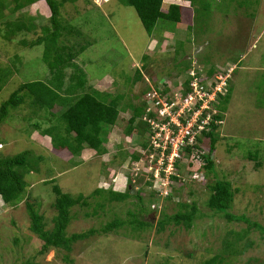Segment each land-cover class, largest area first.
<instances>
[{
	"label": "rangeland",
	"instance_id": "374dc122",
	"mask_svg": "<svg viewBox=\"0 0 264 264\" xmlns=\"http://www.w3.org/2000/svg\"><path fill=\"white\" fill-rule=\"evenodd\" d=\"M177 3L193 7L195 26L189 29L191 23L161 21L151 36L135 9L117 0H78L74 5L67 4L62 9L64 18L81 29L90 44L75 63L88 75V86L124 97L120 109L128 108L127 104L141 105L144 92L155 83L162 86L177 80L178 66L182 67L184 60L186 66L193 64L198 73L199 69L207 74L215 68L218 74L231 75L232 94L222 117L224 124L213 157L215 173L239 191L232 213L245 215L264 226V0H179ZM34 9L35 24L41 28L47 20L39 6ZM13 10L12 0H8L0 30L4 29L6 20L14 22L20 18V13L13 14ZM193 10H188L190 17ZM40 35L38 30L37 34L21 33L6 41L0 32V67L14 70L13 78L0 94V108L20 85L42 81L50 75L42 58L43 47L31 49L20 44ZM232 67L235 73H231ZM74 72L68 70L69 75ZM138 75L141 80L134 82ZM53 112L59 114L60 108ZM39 115L40 118L28 102L13 111L10 121L0 126V154L13 157L31 150L35 157H43L39 173L25 179L31 186L28 201L35 206L40 204L36 208L44 216L47 231L53 230V219L58 214L53 186H59L63 193L76 199L88 198L101 189L125 193L131 187L129 180L135 194L140 191L144 199L146 211L141 218L154 226L138 230L126 224L115 232L103 233L101 230L114 220H130L128 213H138L140 203L134 198L111 202L95 195L89 200V207L77 206L70 211L75 220L67 229V237L83 235L84 238L70 249L67 244L42 254L43 241L30 231L26 203L12 208L0 201V264H202L217 254H225L223 243L232 240L231 231L239 233L248 229L246 224L227 223L207 208L208 185L215 178L197 174L198 163L188 166L193 160L181 161L178 172L172 170L180 177V184L171 186L164 173L155 178L160 159L149 148L151 136L138 128L141 134L135 131L132 137L125 135L131 109L122 110L117 125L109 131L107 153L99 157L94 152L88 159L72 157L66 149L55 150L50 137L34 132L32 124L38 121L43 124L46 117L44 112ZM49 118L53 122L45 123L44 128L57 123ZM138 125L139 122L135 129ZM250 154L253 159L249 158ZM134 155L138 161L133 159ZM147 182L152 185H146ZM171 193L172 199L167 201L165 197ZM194 202L201 218L192 229L173 224L163 233L156 232L162 214L174 215L181 210L180 205ZM98 204L104 207L98 209ZM94 212L98 214L95 216ZM92 230L97 232L90 235ZM248 241L253 245L234 257L232 264L264 262L261 232L251 229L239 244V250Z\"/></svg>",
	"mask_w": 264,
	"mask_h": 264
},
{
	"label": "trees",
	"instance_id": "16d2710c",
	"mask_svg": "<svg viewBox=\"0 0 264 264\" xmlns=\"http://www.w3.org/2000/svg\"><path fill=\"white\" fill-rule=\"evenodd\" d=\"M8 0H0V22L5 19L4 12L6 11V3ZM78 0H12L14 6L13 14L20 13V18L16 21H8L4 23V29L0 30L1 37L6 41L21 33H38L41 35L32 41H21V45L28 48L43 47V61L48 67L49 74L45 80L27 82L19 86V88L4 102L0 108V126L10 121L13 111L20 109L27 102L31 110L39 116V113L44 112L46 117L41 122L32 124L34 132H38L43 137H50L55 150L66 149L72 157H80L86 150L91 152V155L96 153L97 156L103 157L107 150L105 144L109 131L118 123L121 111L131 109L132 115L125 130V135L132 137L135 131L141 134L143 132H151V127L148 122L143 121L148 107L147 98L144 92V101L139 106L127 104L128 108L120 109V102L124 99L123 96H111L98 89H93L88 86V75L79 69L75 63V59L79 54L85 52L89 48V43L86 42L84 33L81 29L70 23L63 16L62 9L67 4H75ZM120 4L134 8L145 31L151 36L159 25V22H169L176 24H187L188 28L195 26L196 12L193 7L171 4L167 9H164V0H117ZM193 1V0H192ZM39 6L43 16L47 20V24L38 28L35 24L36 17L34 7ZM189 8L193 10V16L190 17ZM30 10V11H29ZM31 12V13H30ZM191 19V20H189ZM189 20V21H188ZM5 22V21H4ZM86 42V43H85ZM178 53V51H177ZM189 59V58H188ZM194 60V58L189 59ZM186 60L181 61L182 67L178 66L180 75L190 71L193 64L186 66ZM194 63V62H193ZM208 64V63H207ZM15 68V66H14ZM13 67H0V94L14 76ZM74 69V73L68 74V70ZM212 68L208 71L207 78H213L218 72ZM18 71V70H17ZM235 73V72H234ZM141 75H138L134 82H139ZM204 80V79H203ZM206 82V80L204 81ZM230 82V81H229ZM189 81L183 83L184 94L191 92ZM229 96L223 100L221 111L225 113L226 106L229 103L232 94V85L229 86ZM157 92L164 95L159 88ZM137 98V97H136ZM59 107L60 113L54 114L53 110ZM52 117L57 123L44 128L45 123H52ZM155 118V115L150 116ZM25 120L27 118H24ZM222 119V118H221ZM139 122L135 129L136 123ZM165 123V122H160ZM138 128V129H137ZM221 126H212L211 132L203 131L197 135L195 142L187 146L183 153L184 158L193 162H189L188 166L197 167V174L200 173L205 178V174L212 175L215 180L208 185L210 196L206 202L207 208L215 215L221 217L227 223L246 224L248 229L243 232L231 231L229 234L231 241H224V253L217 254L202 264H232L234 257L240 256L253 244L248 241L244 247L239 250V244L248 237L250 230L255 229L261 232L264 237V226L251 221L245 215H236L232 213L235 196L239 192L234 189L233 184L226 180L220 179L215 173V156L217 145L219 143ZM1 145V141H0ZM151 144H149L150 146ZM151 151L155 150L150 146ZM95 152V153H94ZM88 156L87 159L90 157ZM250 154L249 158L253 159ZM133 159L138 161L139 158L134 155ZM43 161V157L37 158L34 153L26 151L16 156H3L0 154V201L9 207L15 208L22 203H26L27 213L30 218V231L43 241L42 254L47 253L51 248H57L62 245H71L82 240L83 235H74L68 238L66 233L70 224L75 220L71 215V210L74 207L82 206L89 207V200L95 195L105 197V200L111 202H123L129 198H134L140 203L138 213L129 212L130 220H114L107 224L101 231L103 233H111L124 227L126 224L133 229L144 230L153 228V223L141 218L144 213V199L142 193L137 191L132 194V180H129L130 186L125 193H118L113 190H96L90 197L73 198L70 194H65L59 186H53V192L57 196L55 208L57 216L54 217V228L51 232L46 230L44 216L40 214V204L37 206L30 204L28 201V188L30 183H27L26 176L39 173V163ZM157 162V160L155 161ZM180 161L174 164L175 170L179 169ZM79 166V165H78ZM191 172L194 173L192 170ZM192 175V174H191ZM114 175L112 174V178ZM170 185L180 184L181 179L177 173L172 174L169 179ZM53 183V182H52ZM146 185H152L147 182ZM167 201L172 199V193L167 195ZM103 204H98V209L103 208ZM179 210L174 215L162 214L157 222V233H163L170 225L177 227L184 226L187 230L192 229L196 220L201 218L198 216L199 209L196 202L180 205ZM97 210V209H96ZM95 216L97 212L93 213ZM97 231L92 230L90 235ZM64 249V248H63ZM67 260V258H66ZM33 264V263H27ZM264 264V262L262 263Z\"/></svg>",
	"mask_w": 264,
	"mask_h": 264
},
{
	"label": "built area",
	"instance_id": "2783aa9c",
	"mask_svg": "<svg viewBox=\"0 0 264 264\" xmlns=\"http://www.w3.org/2000/svg\"><path fill=\"white\" fill-rule=\"evenodd\" d=\"M189 77L191 92L187 95L184 94L183 83H180L174 97L163 96L155 90L147 96L148 107L143 120L151 127L148 133L150 146L160 159L154 175L156 179L164 173L169 181L174 164L185 160L184 149L210 125L212 105L228 93L230 75H218L215 80L204 82L205 77L193 70ZM152 115H155L154 119L150 117Z\"/></svg>",
	"mask_w": 264,
	"mask_h": 264
},
{
	"label": "clouds",
	"instance_id": "9594fccd",
	"mask_svg": "<svg viewBox=\"0 0 264 264\" xmlns=\"http://www.w3.org/2000/svg\"><path fill=\"white\" fill-rule=\"evenodd\" d=\"M164 2L165 3H167V0H164ZM190 59H192V58H190ZM227 68V67H226ZM228 69V68H227ZM193 70H195L196 71V69H194L193 68V66H192V68H191V70L190 71H188V72H186L187 73V75H180L179 76V78L177 79V80H175L173 83H171L170 84V82H169V85H164V84H162V86H161V84L159 85V84H157V83H155L154 84V87L151 89V88H149V86H148V91L150 92V93H153V91L155 90V91H157V88H159V90L164 94L163 96H171V97H174V95H175V93L178 91V89H179V84L180 83H184L185 81H189V83H190V81H191V79H190V77H189V75H190V73H191V71H193ZM218 72V71H217ZM226 72H227V70H226ZM233 72H235V67H232V69H231V73H233ZM196 73H197V75H200V76H204L205 77V80H206V82L207 81H213V80H215L216 79V77H218V75H224V74H216L212 79L211 78H207V75H208V73L206 74V72L204 73V70H202V69H199V73H198V71H196ZM226 74V73H225ZM230 79H231V75H230V78H229V80H228V84H230ZM165 81H167V80H165ZM159 93V92H158ZM229 93H230V91H229V86H228V93H227V95L225 96V97H222L221 99H219L218 100V103L216 104V103H214L213 105H212V109L210 110V113L212 114V121H211V123H210V125L208 126V128L207 129H205L204 131L205 132H211V130H212V126L214 127V126H222L223 124H224V121H223V119H221L223 116H225L224 114L225 113H223L222 111H221V105L223 104V100L224 99H226L228 96H229ZM148 94L149 93H147L146 95H145V97L147 98V96H148ZM214 111H216V114H214ZM143 119H144V117H143ZM144 121V120H143ZM216 122H218V123H216ZM220 122V123H219ZM221 135V134H220ZM221 137V136H220Z\"/></svg>",
	"mask_w": 264,
	"mask_h": 264
},
{
	"label": "crops",
	"instance_id": "0c3cea01",
	"mask_svg": "<svg viewBox=\"0 0 264 264\" xmlns=\"http://www.w3.org/2000/svg\"><path fill=\"white\" fill-rule=\"evenodd\" d=\"M176 1V2H175ZM179 0H167V3L164 2V6L163 8L166 9L165 5H171V4H178V5H182L181 3H177ZM188 3V2H186ZM184 6V5H183ZM168 8V7H167ZM91 155V152H89L88 150H86L80 157L86 159L88 156Z\"/></svg>",
	"mask_w": 264,
	"mask_h": 264
},
{
	"label": "water",
	"instance_id": "95a60500",
	"mask_svg": "<svg viewBox=\"0 0 264 264\" xmlns=\"http://www.w3.org/2000/svg\"><path fill=\"white\" fill-rule=\"evenodd\" d=\"M132 192H133L132 194H135V190H133Z\"/></svg>",
	"mask_w": 264,
	"mask_h": 264
}]
</instances>
